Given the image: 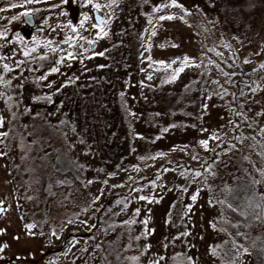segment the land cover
Listing matches in <instances>:
<instances>
[{
	"label": "rangeland",
	"instance_id": "rangeland-1",
	"mask_svg": "<svg viewBox=\"0 0 264 264\" xmlns=\"http://www.w3.org/2000/svg\"><path fill=\"white\" fill-rule=\"evenodd\" d=\"M10 3L16 6L7 8ZM161 3L165 7L158 9ZM178 3L190 11L169 0H0V31L7 33L0 36V264H73L98 193L99 205L119 197L107 201L114 202L100 221H120V237L105 233L120 242L122 264H190L189 256L194 264L217 262L209 248L222 249V242L209 225L203 191L213 177L205 161L233 136L223 106L232 83L212 58L231 57L235 46L245 62L264 58V0ZM26 9L34 10V26L22 15L12 20ZM94 10L111 17L107 36H95ZM82 12L89 19L80 27ZM169 14L174 18L158 19ZM69 20L95 43L77 38L72 44ZM17 35L23 39H12ZM202 44L210 55L201 52ZM62 55L65 62L59 63ZM159 60L175 62L169 68ZM51 67L59 71L49 72ZM178 67L183 71L169 80ZM37 96H48L41 103L47 122L34 117L40 112L32 103ZM257 98L255 105H264V83ZM201 139H208L207 149ZM149 176L152 182L139 193L130 191L134 181ZM245 179L231 181L232 201L259 199V187ZM242 260L251 264L249 255Z\"/></svg>",
	"mask_w": 264,
	"mask_h": 264
},
{
	"label": "trees",
	"instance_id": "trees-1",
	"mask_svg": "<svg viewBox=\"0 0 264 264\" xmlns=\"http://www.w3.org/2000/svg\"><path fill=\"white\" fill-rule=\"evenodd\" d=\"M201 52L210 55L203 44ZM230 55L231 57L224 54L223 59L212 58L219 66L221 73L232 83L226 88L227 98L224 99L223 106L229 110L231 117L229 123L233 126V136L217 145L205 161V167L212 165L211 170L207 169L208 175L212 176L210 172L216 173L212 176V182H209L208 187L203 191L209 206V225L222 242V249L214 247L215 254L212 255L217 261L215 264H232L235 253L232 242L236 241L237 245L250 249L248 254L243 253L241 248V256L236 258L237 264H241L242 259L247 255L251 257V264H264V195H262L264 194V175L257 172V168H264V132H261V128L264 127V105L262 103V106L255 105L256 102L259 103L257 96L264 83V58L254 63L245 62L236 46L232 47ZM251 89L256 91L253 92ZM47 97L37 96L36 99H32L34 105L39 104L40 112L34 113L38 122L45 118V114L41 111L43 108L41 103L46 102ZM237 113H243L244 116H238ZM44 121L47 122L45 119ZM51 134V128H49L46 133H43V137L46 139ZM226 170H229L230 174H227ZM243 176L247 179L245 181L253 187H259L258 200L250 198L246 202H234L229 198L228 189L231 181L238 178L244 179ZM149 178L150 176L144 180L142 178L134 181L130 191L139 193L140 188L144 187L148 180L152 182ZM253 180L261 182L256 184ZM97 197L103 199L99 193ZM115 198L119 197L114 194L108 196L101 205L95 203L99 199L94 198L90 214L91 227L82 233L84 246L77 252L73 264L76 262L122 264L123 250H121L120 242H117V239L108 240L105 233L116 231L120 237V221L116 216L105 220L106 224L100 221L101 215L106 213V207L114 202L107 201ZM209 199L213 203H209ZM95 207L98 208L96 211ZM242 212H247L248 215H241ZM212 224H215V228Z\"/></svg>",
	"mask_w": 264,
	"mask_h": 264
},
{
	"label": "snow or ice",
	"instance_id": "snow-or-ice-1",
	"mask_svg": "<svg viewBox=\"0 0 264 264\" xmlns=\"http://www.w3.org/2000/svg\"><path fill=\"white\" fill-rule=\"evenodd\" d=\"M25 2H28V0H25ZM65 2H66V0H61V3H65ZM82 2H83V4L88 5V4L91 3V0H82ZM109 2H110L111 4H114V3H116V0H109ZM169 3H170V5L178 6V7L182 8L185 12H189V11H190L189 9L185 8L183 4L178 3V0H169ZM15 6H16V5L11 4V3L8 4V5H6L7 8H13V7H15ZM50 7H56V5H50ZM92 7L95 8V9H100V8H101V5H100L99 3H94V4H92ZM156 7L159 9V8H163V7H165V5H164L163 3H161V4L157 5ZM33 11H34L33 9H26L22 14H19V15H17V16H13V17H12V20L15 21V20L19 19V16H20V15H22V16L28 18V19L26 20V23H31V22H32V21H31V14H32ZM81 16H82V19H81L80 22H79V26H80V27H82V26L84 25L85 21H87V20L89 19L88 13H86V12H82V13H81ZM173 18H174V15L169 14L168 16H160L158 19H159V20H164V19H173ZM95 19H96V21H98V22L91 24V28H93V29H98V31L95 32V36H96L97 38H101V37L107 36L109 33H108V31L106 30V21H107V20H110L111 17H107V18H105L104 16H99V15H98V16H96ZM180 19L183 20L184 17L181 16ZM67 23L71 26L72 31L75 33V35H72V36H70V37L68 38V39L71 41L72 44H76V43H77V38H79L80 40H87L88 43H89V45H93V44L95 43V40H92V39H89L88 37H84V36H81V35H80L79 31H77V27H78L77 24L73 23L71 20H69ZM154 34H155V33L153 32V35H154ZM6 35H7L6 32H2V31H0V36H6ZM12 39H14V40H15V39H23V37L17 35V36H14ZM31 39H32L33 41H36V40H37V38H36L35 36H32ZM65 42H67V41H65ZM37 43H38V41H37ZM45 43L48 44L49 46H51V42H50V41H45ZM226 46H227V45H226ZM56 50H57V49H55V48L52 49V51H56ZM60 51L63 52V49H60ZM84 51L87 52V49H85ZM13 54H15V53H13ZM23 55H24V56H28V55H29V51L26 49V50L23 52ZM65 55H66L69 59H75V58H76V57L73 55L72 52H67V53H65ZM92 55H100V56H103V55H104V52H103V51H102V52H99V53H95V52H93ZM178 59H179V58H177V60H178ZM184 59H185V60H188L189 57L185 56ZM58 62H59V63H64V62H65V60H64V56H63V55L59 58V61H58ZM174 62H175V61H173V62H165L164 60L156 61L157 64L166 65V66L169 67V68L172 67V63H174ZM16 66L19 67V64H17ZM102 66H103V65H99V67H102ZM3 67H4V69H5L6 71H10V68H9V65H8V64H4ZM85 70L87 71V69H85ZM48 71H49V72H58L59 69H58L57 67H51V68L48 69ZM181 71H183V67H178V68L173 69V73H172V75L169 77V80H175V79L177 78L178 73H180ZM43 78H44V77H41V79H43ZM149 78H151V77H149ZM141 83L143 84V81H141ZM251 91L255 92L256 89H251ZM121 95H123V93H121ZM33 99H36V97H33ZM201 107H202V108H207V105H202ZM237 115H238V116H244L243 113H237ZM245 118H247V117H245ZM2 120H3V117H0V121H2ZM167 130H168L167 128L163 129V131H165V132H166ZM201 131H206V129H201ZM261 132H264V127L261 128ZM0 135H3V133H0ZM137 135H140V134L138 133ZM211 138H212V139H217V140L220 139V137H219L218 135H216V133H212V137H211ZM198 143L201 144V145H203L206 149H207L208 146H209V141H208V139H201V140L198 141ZM173 147H176V146H173ZM0 155H3V153H0ZM157 155H163V153H157ZM216 158H217V160L220 159L219 156H217ZM141 159H143V157H141ZM245 159H248V157H245ZM208 168H209V170H211L212 165H208ZM257 172L261 173V175H264V168H257ZM114 174H115V173H109V175H114ZM210 174H211L212 176H215V175H216L215 172H210ZM195 176H196V177L201 176V172H200L199 170H197V171L195 172ZM105 182H106V181H105ZM260 182H261V181H259V180H253V183H256V184H258V183H260ZM89 183H91V181H89ZM153 183H154V182H153ZM184 190L187 191V189H184ZM199 191H200V189L197 188V189H196V192H194V193L192 194V196H191V200H192L193 202L196 201V199H197V194L199 193ZM262 195H264V194H262ZM96 199H99V197H96ZM139 199L152 200L153 198H152V197L141 196V197H139ZM208 202H209V203H213V201H212L211 199H209ZM2 203H3V201H0V204H2ZM229 207H231V205H229ZM257 207H259V205H257ZM187 208H188V209H191V208H192V204H188V205H187ZM2 210H3V209H0V211H2ZM135 211H136L137 213H139V209H136ZM241 215L247 216L248 213H247V212H242ZM256 218L259 219V217H256ZM169 219H170V217H169ZM166 222H167V221H166ZM145 223H146V222H145ZM26 227L31 228L32 225L29 224V225H27ZM212 227L215 228V224H212ZM3 231H5V229L0 228V232H3ZM153 231H154V230H153ZM183 235H187V232L183 233ZM241 235H242V234H241ZM16 239H19V237H16ZM137 239H139V237H137ZM232 243H233V248L235 249V253H234V257H233L232 264H237L236 258H238V257L241 256V248H242V250H243V253H248V254H250V249H249L248 247H244L243 245H237L236 241H233ZM3 247H5V245H0V248H3ZM146 247L150 248L151 245H146ZM165 247H166V245H165ZM215 247H216V248H219L220 245H216ZM209 251H211V252H213V254H215V248H213L212 246H210ZM161 259H163V257H161ZM187 259H188V261L190 262V264H194L193 258H192L191 256L187 257ZM150 264H151V262H150Z\"/></svg>",
	"mask_w": 264,
	"mask_h": 264
},
{
	"label": "water",
	"instance_id": "water-1",
	"mask_svg": "<svg viewBox=\"0 0 264 264\" xmlns=\"http://www.w3.org/2000/svg\"><path fill=\"white\" fill-rule=\"evenodd\" d=\"M103 16L102 14H100L97 10H94V18H96V16ZM23 18H24V20L26 21L28 18L27 17H24L23 16ZM96 20V19H95ZM31 23H28L29 25H31V26H34L35 24H36V20H35V16H34V14L32 13L31 14ZM98 22V21H97ZM0 209H3L4 210V206H0ZM2 210V211H3ZM2 211H0V214H1V212Z\"/></svg>",
	"mask_w": 264,
	"mask_h": 264
}]
</instances>
